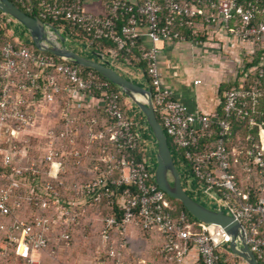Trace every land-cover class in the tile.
Returning a JSON list of instances; mask_svg holds the SVG:
<instances>
[{"label": "built area", "instance_id": "built-area-1", "mask_svg": "<svg viewBox=\"0 0 264 264\" xmlns=\"http://www.w3.org/2000/svg\"><path fill=\"white\" fill-rule=\"evenodd\" d=\"M11 1L46 24L66 23L81 31L89 39L83 43L87 51L94 41L103 40L114 43L119 51L132 53L131 48H137L138 60L146 64L143 73L157 119L172 144L185 189L201 201L226 207L242 224L247 244L264 264V198L253 201L249 190L239 188L232 162L243 151L227 148L233 135L231 119L247 115L239 105L248 99L256 102L261 93L256 88L226 92L221 117L218 110L192 112L162 81L157 43L184 40L177 27L192 26L194 19L203 16L200 10L179 0H101L106 14L100 16L88 12L85 0ZM211 8L216 14L203 17V22H219L233 36L264 48V18L257 20V15L264 16V6L250 3L244 10L237 0H218ZM237 18L239 24L232 28ZM14 23L2 13L0 34ZM11 33L14 40L0 48V236L7 245L25 264H40L47 251L55 253L56 247L69 245L88 208L108 201L117 205L120 216L107 219L101 233L105 241L110 240L111 230L126 232L133 225L164 236V251L174 253L179 264L192 250L202 264H223L222 246L231 240L227 232L193 221L184 212L175 216L167 195L153 180L147 163L155 161V146L140 110L131 114L128 98L94 72L86 73L80 66L39 51L27 44L28 37ZM102 60L114 68L111 60ZM259 75L264 76L262 69ZM76 101L91 108L97 105L106 118L105 128H87L81 118L73 121ZM247 142L252 145L240 166L264 177V139L256 142L249 136ZM251 162L254 168L249 167ZM70 165L93 178L67 186L61 176L68 174ZM66 190L73 195L65 196ZM52 245L56 247L51 249ZM110 253L115 254L113 249Z\"/></svg>", "mask_w": 264, "mask_h": 264}, {"label": "crops", "instance_id": "crops-1", "mask_svg": "<svg viewBox=\"0 0 264 264\" xmlns=\"http://www.w3.org/2000/svg\"><path fill=\"white\" fill-rule=\"evenodd\" d=\"M128 1H130V3H136V0ZM183 2L185 3L186 0H183ZM193 5L194 4L191 2L190 6ZM85 7L88 12L94 15L104 16L106 14L101 0H85ZM198 9L202 15H205L203 17L212 14L206 5H201ZM188 27L192 28L191 31ZM188 27L178 28L184 40L157 43V47L160 50L159 68L162 73V81L164 86L174 94L175 98L187 106L192 112L209 114L218 110L221 106V93L223 89L237 81L241 72L243 74L246 64L251 62L255 48L252 44L233 36L229 29L219 22L207 24L203 22L201 18L200 21ZM141 32L144 33L143 28ZM141 41L146 46H151V43L145 37H142ZM72 43L73 48H76L85 55L89 54L91 56V52L83 48V43ZM72 43L68 40V47L73 50V48H71L72 45L70 46ZM91 57L88 58L93 59ZM97 60L106 61L102 60V58H97L96 61ZM122 70H124L125 73H123L133 82L142 78L147 81L142 70L132 68H122ZM197 81H201V83L196 85L195 82ZM243 81L244 77L240 79V82ZM127 104L131 114L137 111L138 108L129 98ZM73 105L71 112V119H73V121L81 118L86 122L85 126H87V128L93 127L95 129H97L101 118L106 124V118L97 105L91 108L90 105L86 104L84 101H76ZM93 121H95L96 124H92ZM243 136V134H240V139L234 140V143L237 141V143H239L238 146H242V149L235 148L234 152H236V150L243 151L247 149L246 146L249 147L244 143L245 140ZM259 138L264 139V127H260L259 129ZM242 171L244 170L242 169ZM88 175L90 174H86L87 177ZM248 181H250V188L246 190L250 191L252 188H258L264 196L263 176L254 171L248 173L244 171L243 182L247 183ZM69 192V196L73 195L71 190ZM89 209L90 208H88V210ZM86 215H88V212ZM131 228L134 229L131 230ZM126 234L128 238H130L129 240L132 246L134 245L129 250L134 260L133 264H137V260L138 264H142L147 260V262L152 264L153 261L151 258L154 257L155 250L163 244L162 236L158 232H148L144 235V233L140 232L135 226H129L126 230ZM138 243L143 246L141 250L137 246ZM226 253L233 256L232 258L223 254L228 264H246L240 258L241 261L234 255L228 252ZM197 262V254L192 250L188 254V257L184 259L183 264H196Z\"/></svg>", "mask_w": 264, "mask_h": 264}, {"label": "trees", "instance_id": "trees-1", "mask_svg": "<svg viewBox=\"0 0 264 264\" xmlns=\"http://www.w3.org/2000/svg\"><path fill=\"white\" fill-rule=\"evenodd\" d=\"M179 1L183 6H187V7L190 6L191 2L197 8L201 5H206V6H208V8L210 9V11L212 13L216 14V11L211 8V3L218 4V0H206L203 3H200L199 0H186L185 3L183 2V0H182V2H181V0H179ZM237 2L240 6L243 7L244 10H246L248 8V5L250 3L258 2V4L260 6H262V7L264 6V0H237ZM17 6L21 10L25 11L20 5H17ZM1 15H2V13L0 12V16ZM203 16H205V15H203ZM203 16H200V17L194 19L192 24L196 23L197 21H200L201 18H203ZM263 18H264L263 15H257L258 21L262 20ZM47 23L49 25L53 26L54 28L62 31V34L67 39H69V41H71V43L72 42H74V43L75 42H78V43L89 42V39L87 38V36L84 33H82L81 31H79V30H77L71 26H69L66 23L53 22V21H47ZM14 24H16V23H14ZM235 24H239V18H237L232 23L231 27L234 28ZM122 25H123V22H120L119 26H122ZM182 27H188V26L183 25ZM178 28L179 27H177V30H178ZM188 29H190V31H191L192 28L188 27ZM190 31H189V34H190ZM11 32H12V30L10 29V26H8L5 30H3L1 32V34H0V48H2V46L6 42H9V41L11 42L14 40L11 36V34H12ZM178 32H180V31L178 30ZM28 47H30V46H28ZM73 50H75V52H77L81 55L83 54L80 51H78L76 48H73ZM90 52H91V56H92L91 58H93V59L104 58L107 60H111V55L115 54V58L111 61L113 62L114 67L117 70H119L120 72L122 70L121 67L139 69V70H142L143 72L146 70V64L143 61L138 60V57H140V54H139L137 48H131L132 53H128L126 50L119 51L117 46L114 43H112L110 41L103 40V41H94V43L92 44ZM83 56H86V55L83 54ZM97 61H99V60H97ZM81 68L86 73L87 72H94L96 75H98L103 80H107L104 77H102L99 73H97L91 69L84 68V67H81ZM261 69L264 71V48L263 47H255L251 62L246 64L245 69L243 71V74L241 72L239 74V78L237 79V81H235L233 84H231L229 86H226V88H224L223 92L221 93L222 104L218 108V112H219V115L221 117H224L223 107L226 103V100L224 98V93L229 92V91H233V90H244L246 92H250V91H252V88H256L261 93V97L255 98L256 102H254L252 99H248V100L244 101L245 102L244 105L243 104L239 105L238 109L242 110L243 112L244 111L247 112V115L244 116V119L237 117L236 115H234V117L231 119V131H232L233 135L230 138V141L227 143V148H228L229 152H232L233 150H235V148L242 149V146H238L239 143H237V141H236V143H234L235 139L236 140L240 139L239 138L240 134L244 135L243 136V139L245 140L244 143H246V145H248L249 147L252 144L250 142H247V137L252 136V137H254L256 142L259 141V129H260V126L264 123V76L260 77V75H259V71ZM121 74H123V73L121 72ZM242 77H244V81L240 82V79ZM111 85H112V89L114 91L119 92V90L112 83H111ZM140 118H141V120L144 119L142 113H140ZM251 120L255 121L254 126L251 125ZM106 125H107V121L105 124L104 120L101 118L99 120V125L97 127V130L105 128ZM168 142H169L170 148L172 149L173 147H172L171 142L170 141H168ZM249 147L246 146L247 149H249ZM247 149L243 150L242 156L240 155V156H238V158L237 157L233 158V162H232V169H233V171H235V174L237 176L236 180L238 182V186L240 189H243L244 191H246V189L250 188L249 187L250 181H248L247 183L243 182L244 171H242V167L240 166V163L245 161V153H246ZM139 159L143 160L144 155L141 154ZM235 161H237V162H235ZM175 164L177 167L180 166L177 161H175ZM250 167L254 168L252 162L250 163ZM87 178L92 179L93 177H92V175L91 176L88 175V177H87L86 174H84L82 168H80L78 166H72V165L69 166L68 174L61 176V179L66 183L67 186L71 185L72 182H75V183L83 182V180H87ZM183 186L185 188L184 177H183ZM185 190L192 197L201 200V198L197 197L194 193L188 191L187 189H185ZM69 193H70L69 190H66L64 195L68 197ZM250 195H251V198L253 201H256L259 197H264L262 195V193L258 190V188H252L250 190ZM167 198L170 201V203L174 209L173 214L175 216L184 212L191 220L198 222V220H196L192 215H190L187 212V210L184 208L182 203L175 201V200L169 198L168 196H167ZM22 212H24V211L22 210ZM98 214L100 216V219H102V221L100 222V226H99L100 238H98V241L96 242V244H94V247H93V250H94L93 253H96V256H98V259H96L95 264H131L132 255H130L129 250L132 247V244H131L130 240L127 239L126 232H123V230H121V229L120 230H117V229L111 230L109 232L110 237H111L109 241H105L102 234H101L102 230L105 228V224H106L107 219L112 218V217L118 218L120 216L117 205H110L108 203V201H104L101 205L94 207L92 209L90 208L88 210V215H85L82 218V220L80 221L78 226L74 229V232L71 233V236L73 239L72 243H74V239L76 236L87 235V234H85L86 232L87 233L90 232L91 230H93L98 225V221H99L98 217H97ZM9 221H10V219L7 220V222H9ZM136 228L140 232L144 233V235H146L148 233V232L144 231L143 228H141V227H136ZM162 240H163V244L159 247V250H157V252L154 253V258L156 257V259H155L156 263L155 264H179L174 259V257H175L174 253H168V252L164 251V246L166 244V239L164 236H162ZM0 243H1L0 246L5 247L4 249L7 250L8 246H7V243L5 242V240H3ZM53 247L55 248L56 246L52 245L51 249ZM111 249L114 250V253H115L114 256H112L110 253ZM221 253H223L225 256H230L224 250ZM230 257L233 258V256H230ZM237 259L240 260L239 258H237ZM221 262L223 264H228L225 259H223ZM40 264H57V263L54 261V259L50 258L47 253H44L42 258H41ZM196 264H202V262L198 261Z\"/></svg>", "mask_w": 264, "mask_h": 264}, {"label": "water", "instance_id": "water-1", "mask_svg": "<svg viewBox=\"0 0 264 264\" xmlns=\"http://www.w3.org/2000/svg\"><path fill=\"white\" fill-rule=\"evenodd\" d=\"M0 12L26 29L29 34L27 44L30 46L71 64L99 73L129 98L142 113L150 130L155 146V161L147 164L159 189L169 198L182 203L187 212L202 224L223 228L231 239L229 243L222 246L225 252L240 258L246 264H260L246 242L242 224L226 207L201 202L186 192L181 170L175 164L168 139L157 119L150 88H144L124 77L107 61H96L70 49L68 39L57 29L25 13L11 0H0Z\"/></svg>", "mask_w": 264, "mask_h": 264}, {"label": "rangeland", "instance_id": "rangeland-1", "mask_svg": "<svg viewBox=\"0 0 264 264\" xmlns=\"http://www.w3.org/2000/svg\"><path fill=\"white\" fill-rule=\"evenodd\" d=\"M10 29L13 32H15L16 35H14V36H19L21 38H23V37L29 38L28 32L19 23L10 25ZM71 45H72L71 48H73V43L70 44V46ZM86 56L89 57L90 55L86 54ZM123 75H125V74L123 73ZM125 77L129 78L126 75H125ZM135 83L143 86L144 88H149V84L146 80H144V78H142L140 80L139 79L135 80ZM45 118L47 119V116ZM54 119L55 118H53V120ZM58 120H59V114H58ZM201 202H203V201H201ZM22 210L24 211L25 207L24 208L22 207ZM97 217L99 220L98 225L93 230H91L88 233L86 232L85 234H87V235L76 236L74 239V243H72V241H73V239H72L71 242L69 243V245L64 244L60 247L59 246L56 247L54 249L55 253L52 252L53 249L51 251H47L46 253L49 255V257L54 259V261L57 264H95L96 259H98V256H96V253H93L94 252L93 247H94V244H96V242L98 241V238H100L99 226H100V222L102 221V219H100L99 214L97 215ZM129 226L132 227L133 225H129ZM133 229L134 228H131V230H133ZM127 239H130V238H128V236H127ZM3 240H4V236H0V242H2ZM137 246L139 247L140 250L143 248V246L140 245L139 243L137 244ZM4 248L5 247L0 246V264H25L24 260H21V258L16 254L14 248H12L10 246H8L9 249L7 248V250ZM157 250H159V248ZM157 250H155L154 253H156ZM131 259H132L131 264H133V261H134L133 257H131ZM151 259L153 261V264H155L156 263V261H155L156 257L155 258L153 257ZM147 261L143 262L142 264H151L150 262H147ZM136 263L138 264V260L136 261Z\"/></svg>", "mask_w": 264, "mask_h": 264}]
</instances>
